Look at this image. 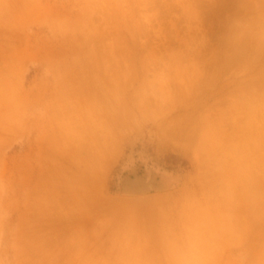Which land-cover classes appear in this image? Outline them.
Wrapping results in <instances>:
<instances>
[{
	"label": "rangeland",
	"instance_id": "obj_1",
	"mask_svg": "<svg viewBox=\"0 0 264 264\" xmlns=\"http://www.w3.org/2000/svg\"><path fill=\"white\" fill-rule=\"evenodd\" d=\"M263 9L264 0H0V264H163L161 232L175 219V230L198 231V218L195 243L214 264H264ZM38 70L69 83L57 142L120 130L99 219L83 215L90 198L75 184L25 205L17 153L31 138L2 139L16 134L6 126L18 74L37 81ZM150 242L146 262L136 252Z\"/></svg>",
	"mask_w": 264,
	"mask_h": 264
},
{
	"label": "crops",
	"instance_id": "obj_2",
	"mask_svg": "<svg viewBox=\"0 0 264 264\" xmlns=\"http://www.w3.org/2000/svg\"><path fill=\"white\" fill-rule=\"evenodd\" d=\"M33 76L37 81L27 82L24 71H21L16 78L15 100L9 99L12 102L10 110L15 117V123L11 122L6 126L15 127L16 134L15 136L8 134L2 139V142L9 146L31 138L29 144L17 153L18 165L24 161L22 172L26 178H23L22 184H24L25 205L35 192L47 189L51 199L55 196L58 186L67 190L69 184H75L82 191H87V196L90 198L84 205L83 215L91 219H99V212H102L104 208L103 192L106 183L119 164L123 153L120 130L115 131L113 128L107 135L103 132L100 135L87 137L81 129L79 140L78 138L74 140L73 135L69 137L70 147L66 142H57L55 140L56 135L59 134L57 114L59 108L63 109L60 102L58 103V96L62 91L65 95L69 89V83L66 76H57L52 71L38 70ZM43 92H45V98L41 101L40 93ZM66 118L67 115H65V121ZM67 119L70 124L73 123L72 115ZM81 123L82 128L85 124L88 125L84 120H81ZM72 131L71 126V134ZM74 143H76V149ZM61 150L65 152V156ZM131 202L138 203L133 200ZM118 207L120 209L119 205ZM56 209V205L50 206V214L55 213ZM149 214L150 212L145 208L144 213H141L139 217L145 219ZM165 214H168V211ZM113 217V222L117 224L121 218L120 210L118 215L114 213ZM189 221L187 222L192 227L193 223ZM182 223H184L183 220H181ZM176 224H180L178 219L170 222L168 229L161 232L160 237L165 241L161 243L160 262L163 264H214L216 260L209 257L210 253L203 252L195 243L196 238L201 237L200 231L194 229L188 232L184 227H182L183 230L178 231L175 230ZM139 238L151 240L152 236L144 234ZM189 241L192 242L191 246L187 245ZM181 242H184L183 246L177 247L176 245ZM148 245V247L145 246L146 248H138L136 252L138 255H143L146 262L151 261L147 256L152 254L151 242ZM169 255L173 257L169 258Z\"/></svg>",
	"mask_w": 264,
	"mask_h": 264
},
{
	"label": "bare ground",
	"instance_id": "obj_3",
	"mask_svg": "<svg viewBox=\"0 0 264 264\" xmlns=\"http://www.w3.org/2000/svg\"><path fill=\"white\" fill-rule=\"evenodd\" d=\"M259 4V3H258ZM252 5V4H251ZM253 10V9H252ZM259 10V9H258ZM264 10V9H263ZM253 12V11H252ZM255 13V12H254ZM177 139V140H176ZM176 139H174V140H176V141H173V144H174V147L175 148H178V149H180L181 148V145H179V143H181V138L180 137H178V138H176ZM180 148H179V147ZM236 213V212H235ZM233 214V213H232ZM238 213H236L235 215H237ZM227 217H229V215H227ZM219 218V217H218ZM233 218V217H232ZM220 219V218H219ZM224 219H226V217H224ZM228 219H230V218H228ZM221 220V219H220ZM227 220V219H226ZM222 223V222H221ZM200 225V219L198 218L197 219V226H199ZM216 225V224H215ZM198 228V230H200V227H197ZM202 229V228H201ZM211 230V229H210ZM213 230V229H212ZM201 231V230H200ZM195 252H196V250H195ZM200 253H201V251H200ZM205 254V253H204ZM193 259V258H192ZM196 260H197V258H195ZM136 260V259H135ZM134 261V260H133ZM130 263V262H129ZM131 264H132V260H131ZM194 264V263H193Z\"/></svg>",
	"mask_w": 264,
	"mask_h": 264
}]
</instances>
